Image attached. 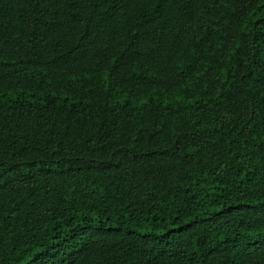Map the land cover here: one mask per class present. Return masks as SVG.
I'll return each instance as SVG.
<instances>
[{"label":"trees","instance_id":"trees-1","mask_svg":"<svg viewBox=\"0 0 264 264\" xmlns=\"http://www.w3.org/2000/svg\"><path fill=\"white\" fill-rule=\"evenodd\" d=\"M0 264H264V0H0Z\"/></svg>","mask_w":264,"mask_h":264}]
</instances>
